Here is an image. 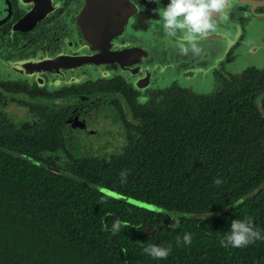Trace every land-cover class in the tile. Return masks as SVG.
<instances>
[{"label": "trees", "instance_id": "obj_1", "mask_svg": "<svg viewBox=\"0 0 264 264\" xmlns=\"http://www.w3.org/2000/svg\"><path fill=\"white\" fill-rule=\"evenodd\" d=\"M113 87L124 135L108 160L51 158L67 146L64 107L37 105L28 125L0 116V264H264V240L219 243L233 219L264 235V188L251 194L264 181V77L173 85L143 103ZM114 219L129 226L111 235ZM151 244L171 246L167 258L144 253Z\"/></svg>", "mask_w": 264, "mask_h": 264}, {"label": "flooded vegetation", "instance_id": "obj_2", "mask_svg": "<svg viewBox=\"0 0 264 264\" xmlns=\"http://www.w3.org/2000/svg\"><path fill=\"white\" fill-rule=\"evenodd\" d=\"M156 7L151 0H0V116L26 111L33 121L37 105L59 106L66 109V125L78 129L85 127V102L98 109L100 96L109 95L114 97L106 100L119 107L116 82L131 97L147 99L161 89L183 87L174 76L184 68L186 76L211 81L213 91L251 71L264 77V66L237 62L242 55L253 61L263 51L249 29L252 21L264 26V0H234L224 31L218 22L198 42L196 54L166 43L159 29L149 34ZM222 40L229 43L218 61ZM205 64L212 66L204 69Z\"/></svg>", "mask_w": 264, "mask_h": 264}, {"label": "clouds", "instance_id": "obj_3", "mask_svg": "<svg viewBox=\"0 0 264 264\" xmlns=\"http://www.w3.org/2000/svg\"><path fill=\"white\" fill-rule=\"evenodd\" d=\"M158 7L153 11L156 19L152 23L150 32L159 29L163 32L166 43L179 48L182 53L191 51L193 54L199 53L198 42L203 40L209 33L216 31L218 22L228 20L227 0H168L166 5H161V0H151ZM146 101L145 97L138 98V102ZM127 171L119 173L120 183L127 182ZM213 183L220 185V178H214ZM127 222L121 219H114L105 230L111 235L118 234L122 228L128 227ZM136 229L142 225H132ZM183 244L191 243V235L185 233L182 237ZM264 240L259 228L254 227L250 218L233 219L230 223L228 233L220 239V246L223 248L238 249L252 244L254 241ZM176 243H181V238L177 237ZM171 251V246L161 247L155 244L143 248V252L148 256L160 260L165 259Z\"/></svg>", "mask_w": 264, "mask_h": 264}, {"label": "rangeland", "instance_id": "obj_4", "mask_svg": "<svg viewBox=\"0 0 264 264\" xmlns=\"http://www.w3.org/2000/svg\"><path fill=\"white\" fill-rule=\"evenodd\" d=\"M258 21L250 22V36L258 35V42L264 44V26L261 24L258 26ZM224 31V29H222ZM224 35V34H223ZM224 37V36H223ZM225 40L224 38H222ZM222 40V52L217 53L216 60L220 61L226 55L228 43L227 41ZM264 57V50L260 52L256 57L252 58V60L256 63L262 64V59ZM241 58V59H240ZM237 62L242 63L241 67H245L248 64L243 60V55L240 57ZM212 65H204V69L210 68ZM183 73L176 74L174 76L175 79L181 84L185 85L187 88H192L196 91H201L203 93H210L214 89V85H212L211 81L206 80L203 76L199 75L196 77L186 76L184 71ZM197 70V69H195ZM240 70V69H236ZM203 77V78H200ZM210 86L211 89H210ZM162 87H165L162 85ZM114 96H100V107L95 109L93 105L89 102H85L86 108L88 106L89 111L85 116V127L82 128H73L72 126L65 125L64 135L66 140V147L60 149L57 152H53L50 154L51 158L55 160L56 157H59V161L56 159V164L63 165L70 157H88V156H96L103 160H108L109 157L117 153L123 145V122L121 116V110L117 108H125V105L122 107H116L111 102H108L106 98H110ZM118 100H121L118 96L115 95ZM59 103V102H58ZM65 103H63L64 105ZM96 105L97 102H96ZM11 109H8V111ZM10 112V111H9ZM32 115L30 112H22L21 113H12L10 115V121L19 124L26 120H32ZM53 155V156H52ZM45 159V158H43Z\"/></svg>", "mask_w": 264, "mask_h": 264}, {"label": "water", "instance_id": "obj_5", "mask_svg": "<svg viewBox=\"0 0 264 264\" xmlns=\"http://www.w3.org/2000/svg\"><path fill=\"white\" fill-rule=\"evenodd\" d=\"M232 1V0H231ZM234 1V0H233ZM232 1V2H233ZM232 2H230V1H228L227 3H228V5L230 6V4L232 3ZM228 9H229V7H228ZM226 22L227 21H225V22H222V25H223V28L222 29H225L224 28V25L226 24ZM249 34H250V30H249ZM258 35H256V36H250V38H252V37H257ZM263 50H264V48H263ZM245 59V58H244ZM243 59V60H244ZM249 59V57L247 58V59H245L244 61H245V63L246 64H254V65H258L259 67H262V66H264V57H263V59H262V64L261 63H256V62H254V61H250V60H248ZM231 70H233V69H231ZM210 82V81H209ZM183 87H185V85H182ZM211 87L212 86H210V89H211ZM194 91H196V89H194ZM197 92H201V91H197ZM77 122H78V125H81L82 126V124H83V121L81 120V119H77ZM74 126H75V124H74ZM264 188V181L257 187V188H255L254 190H252L251 191V194L252 195H254V194H256L257 192H259L261 189H263Z\"/></svg>", "mask_w": 264, "mask_h": 264}]
</instances>
